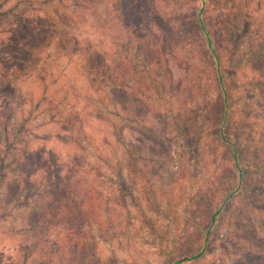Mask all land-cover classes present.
I'll use <instances>...</instances> for the list:
<instances>
[{
    "label": "rangeland",
    "instance_id": "374dc122",
    "mask_svg": "<svg viewBox=\"0 0 264 264\" xmlns=\"http://www.w3.org/2000/svg\"><path fill=\"white\" fill-rule=\"evenodd\" d=\"M122 1L126 19L117 0H0V151L21 138L7 161L25 155L28 177L15 198L0 177V264H264V0ZM74 155L86 211L74 194L67 231L35 236L32 206Z\"/></svg>",
    "mask_w": 264,
    "mask_h": 264
},
{
    "label": "trees",
    "instance_id": "16d2710c",
    "mask_svg": "<svg viewBox=\"0 0 264 264\" xmlns=\"http://www.w3.org/2000/svg\"><path fill=\"white\" fill-rule=\"evenodd\" d=\"M92 1H98L99 2V0H88L87 3H83L84 7H88L90 2H92ZM116 6L122 15V19H126L128 17L127 14L129 11V7H127L124 4V1H122V0H117ZM196 21H195V23H193V26H194V28L197 27V30L199 31V33H201L202 29L203 30L206 29V25L204 23V20L203 19L199 20L197 18ZM161 29L158 28L157 30L162 32ZM190 29L192 30V28H190ZM164 31H165V29H164ZM169 31H170V29H169ZM173 37H175V34ZM202 40L205 43V46H207L209 48H215L214 39L211 35H207V39H202ZM158 42H160V41H158ZM161 44H162V49H163L164 43H161ZM172 51H174V50H172ZM248 52H249V54L246 53L245 57L250 55V51H248ZM213 53L215 54L216 57L219 58V54H218L217 50H214ZM256 53L257 54H255L253 56H258L259 58L263 57V59H264V48L263 47H257ZM147 55H148V53H147ZM215 64H216L215 68L219 73L218 83L222 89V92H223L222 96H223V99L225 101V106L227 107L231 102V98H230L231 93H230V89L228 87V80H229V73L230 72H225V68L223 67L222 62H218L215 60ZM263 65H264V62H263ZM260 66H261V71H263L264 66H262V65H260ZM228 114L229 113L225 108L224 117L220 123L221 128H223L220 131V134H221L223 140H231L232 139V137L229 136V131L226 128V125H227L226 119L228 118ZM24 121H28V119L24 118ZM24 126H25L24 124L21 125V127L19 129L18 134L20 137L23 134H25V135L27 134V130H26L27 128L25 129ZM20 140H22V139L20 138ZM20 140H19V138L16 137L14 142L9 143V136L6 135L5 140H3L4 144H5V151H0V177L2 179L1 183H2V185H5L6 183H8L10 185L11 197L14 196V198L19 196L21 186H23L22 182L23 181L28 182V181H26L28 179V177L26 175L25 170L22 171V169H21L22 166L26 162L24 159L25 155L24 156L14 155V158L12 161H10V162L7 161L8 160V154L11 152V150L13 148H15V145H17V144L21 145ZM234 142H236V141H234ZM229 146H231V149H232V159L234 160V166L236 169L237 178L239 180L241 179L244 181L245 179H247V175H245V171H244V165L247 166L248 163L241 161L240 149H239L237 143H231V145H229ZM25 153L27 155V152H25ZM78 157H79L78 155H77V157L74 155L73 160L68 161V164H65V166H61V165L57 166V168H59V173L55 177L54 176L50 177V183L48 185V187H49L48 188V194L46 195V197L42 198L41 200L39 199V201H37L38 206H37V202H35L33 204L32 209L35 211V213H34L32 222L35 225V232H36L35 236H37V234H40L39 229L44 228V225H45V231L52 232L54 227L58 226V224L61 228H63L64 232L67 231V225H65V224H68L67 221H69L70 215H69V219L67 218V221L63 220L59 223H56V220L59 218L61 212L66 211L68 209L69 200L71 201V198L73 197L74 194L78 195V200L76 201L78 204L77 210H79V213H85L86 207H87L88 195L90 194V192H88V191H91V190H89V189H88V191L85 190L84 194L81 193V188H82L81 182H82L83 178L85 177V173H83L84 170H82L81 165L79 164V161L77 162ZM262 168L264 169V164H262ZM41 169H43V167ZM37 170H38V168L36 169L34 174H36ZM67 179H73L76 181L74 183H69ZM0 186H1V184H0ZM87 192H88V195L85 194ZM65 200H66V203H63V201H65ZM54 208H55V212L52 215L51 211ZM213 220H215V216L213 217ZM76 223L79 224L77 221H76ZM210 232H208V234H210ZM35 236H31V238L36 239V240H34L32 243H29L30 244L29 247H33L34 248L33 250H36V248L38 247V245H36V244H39L40 242H42L45 239L44 236H41L38 239ZM69 239H70V237L67 234L64 237H56V238L54 237V239L50 243L48 242V239H47L46 241H44L41 244V248H43L44 246H48V248L51 247V252L49 254H56V252H55L56 247H59V249H65V248L67 249L68 247L71 246V244L69 243ZM82 240H83V237H81L80 233H77L74 237L73 254L77 253V256H78L77 258H81L82 260L86 261L85 257H83L84 253L86 252V250L84 248V246H86V244L82 245ZM80 253H83V254L81 255ZM61 255H63L62 257H69L67 252L62 253ZM199 255H201V253L198 254L197 257ZM181 261L182 260H179V262H181ZM90 264H92V263H90Z\"/></svg>",
    "mask_w": 264,
    "mask_h": 264
}]
</instances>
